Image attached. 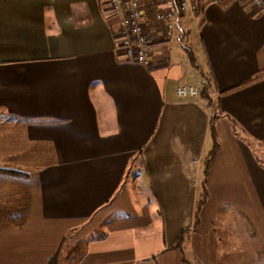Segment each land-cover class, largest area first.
<instances>
[{
	"label": "crops",
	"instance_id": "crops-1",
	"mask_svg": "<svg viewBox=\"0 0 264 264\" xmlns=\"http://www.w3.org/2000/svg\"><path fill=\"white\" fill-rule=\"evenodd\" d=\"M196 5L185 48L156 17L168 1L142 0L144 64L123 53L109 0H0V264H254L264 77L229 89L264 68V6ZM208 76L211 99L177 94ZM134 157L148 205L125 184Z\"/></svg>",
	"mask_w": 264,
	"mask_h": 264
},
{
	"label": "built area",
	"instance_id": "built-area-1",
	"mask_svg": "<svg viewBox=\"0 0 264 264\" xmlns=\"http://www.w3.org/2000/svg\"><path fill=\"white\" fill-rule=\"evenodd\" d=\"M168 6L156 11V17L166 23L169 40H177L183 47L185 30L182 20L189 11L197 9V0H167ZM256 7H263L264 0H249ZM112 9L119 15L117 38L127 60L147 64L150 62L149 34L143 19L142 0H109ZM177 94L198 101L201 93L200 82L177 86Z\"/></svg>",
	"mask_w": 264,
	"mask_h": 264
},
{
	"label": "rangeland",
	"instance_id": "rangeland-1",
	"mask_svg": "<svg viewBox=\"0 0 264 264\" xmlns=\"http://www.w3.org/2000/svg\"><path fill=\"white\" fill-rule=\"evenodd\" d=\"M4 126V122L3 120L0 118V139L2 140H6L8 138L7 134L4 135L2 134L3 131V127ZM260 156V154H259ZM8 168H5V170ZM18 170V177H22L23 179H26V177H29L31 174L30 173H26L25 171L26 168H20L17 167L16 168ZM30 168H28L29 170ZM144 169V162H142V160H140L138 157H134L133 159H131L130 163H129V167L128 170L126 172L125 175V184L130 188V190L133 192L134 196H135V202L136 201H145V204L148 205L152 198V195L150 192H147L146 188L144 187L143 183L140 181L139 177H140V170ZM8 208V207H7ZM16 212H19L16 210ZM187 230V229H186ZM186 230H184L185 232H187ZM95 232L99 233L100 230L96 229L94 230ZM184 232V233H185ZM185 235V234H184ZM70 241H66L64 248L68 249V248H76V249H81L83 244L82 242H77V243H72L71 245H69ZM255 247H250V253L251 256L249 257V262L254 263V264H264V246L262 243H260L259 241H255L254 242ZM244 247L248 246L245 243ZM221 250V248H219ZM221 251H219L220 253ZM61 260V259H60ZM230 261L231 263L233 262L234 258L231 256H220V261ZM239 264V263H236ZM240 264H248L247 262H241Z\"/></svg>",
	"mask_w": 264,
	"mask_h": 264
},
{
	"label": "trees",
	"instance_id": "trees-1",
	"mask_svg": "<svg viewBox=\"0 0 264 264\" xmlns=\"http://www.w3.org/2000/svg\"><path fill=\"white\" fill-rule=\"evenodd\" d=\"M191 55H192V52H191ZM192 59H194V57L192 56ZM264 77V68L257 71L254 75H252L251 77L249 78H246L244 80H242L238 85L234 86L233 88L229 89V90H232V89H237V88H240V87H243V86H246L252 82H255L256 80H259L260 78ZM210 85H211V81H210V78L208 76L207 79L204 80L203 82V85H202V88H201V97L202 98H210V91H209V88H210ZM213 134L215 136V133L213 131ZM218 149V145L217 143H214L213 147L211 148L210 152H209V156L207 158V167L208 168L215 156V153ZM206 196H207V193L205 192L203 198L198 202V206H197V211L196 213L198 214V212L200 211L202 205L204 204L205 200H206ZM185 231L182 232L181 236H180V239L178 240V245H180L182 242H183V239H184V234Z\"/></svg>",
	"mask_w": 264,
	"mask_h": 264
}]
</instances>
